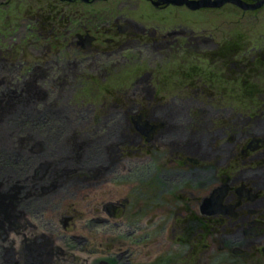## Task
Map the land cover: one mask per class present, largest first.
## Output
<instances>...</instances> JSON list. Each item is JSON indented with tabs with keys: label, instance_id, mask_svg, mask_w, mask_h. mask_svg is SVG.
<instances>
[{
	"label": "flooded vegetation",
	"instance_id": "1",
	"mask_svg": "<svg viewBox=\"0 0 264 264\" xmlns=\"http://www.w3.org/2000/svg\"><path fill=\"white\" fill-rule=\"evenodd\" d=\"M238 1L18 0L5 66L41 51L55 98H84L23 129L46 154L17 149L0 264H264V0ZM94 73L116 84L85 89Z\"/></svg>",
	"mask_w": 264,
	"mask_h": 264
},
{
	"label": "rangeland",
	"instance_id": "2",
	"mask_svg": "<svg viewBox=\"0 0 264 264\" xmlns=\"http://www.w3.org/2000/svg\"><path fill=\"white\" fill-rule=\"evenodd\" d=\"M7 1L5 0L6 3L3 4L4 0H0V47H3L2 49L6 50V46H9L8 45V38L11 35V38H12L11 40H14L13 41L14 45H13V47H11V49H17L18 52L17 51L15 52L13 50V52H15V53H13V52H10V53H13L12 55H18L19 57L21 56L23 58V57H25V53H23V51L20 49L21 47H18V45H17V42L21 41V39L19 38L20 39L19 40L17 37H15L16 32H19V31L17 29H15L14 31L13 30L8 31V29H3L5 24H2L4 19L8 20L7 15H9L11 13L13 15L15 14V12H16L15 10H17V9L14 7L15 6L18 7L17 4L20 1L18 2V0H14L12 2V4H11V2L7 3ZM25 5L26 4L23 1L20 2V6L23 8V11H25V8H26ZM18 9H19V7H18ZM9 11H11V12H9ZM233 26H234L233 23H228L227 25L224 26V28H222V31L223 30L224 31L225 30L232 31L231 29L233 28ZM239 26L237 29H240L241 31H243V34H246V36H247L249 34L251 28L250 29H248V28L243 29ZM222 31H220L219 33H222ZM251 32H252V29H251ZM27 35H29V34H27ZM252 38H254V37L252 36ZM27 41L28 40L26 38V40L22 43H25V45H26ZM44 54L45 53H43V52L41 53V51L34 52V54L32 52V53H30V56L28 57L29 62L27 65L16 66V67H13L10 64L5 66L4 62L2 61L3 56L0 55V98H1L0 99V129L3 130L1 133V136H0V150H1L0 156L3 155L5 157V156L14 155V154H16L15 156H18V155L22 154V153L18 154L16 152L17 149L18 150L20 149V147L22 148L21 150H25V151H26V148L31 150V147H33V152H34L35 158H39V161L41 162L42 160H41L39 155H41L42 151L44 150V146L41 144H43V141H45L46 139L44 138V136L40 135L42 133V131L38 132V130L36 131V129H33L32 131L30 130L29 131L30 133H29L27 131L28 128H30V126L33 122H35V124H42L44 122V120L46 121L48 118H51V119H49V121L47 120V123L51 124L53 122H57L58 121L57 117H60V115H56L54 113L48 115L46 113L48 110L51 111V109H53L54 111H58V109L62 106V103H65L67 105H70V103H72V102L75 103V101H78L79 103H81L82 99L84 98L83 96L82 97L81 96H79V97H73L72 96L71 98L70 97H67V98L61 97V99L55 98V95L51 91H54V89H58L61 92L62 90H60V89H63V91H64V89H66L68 87L65 88L64 87L65 83H63V82H61V80H59V75L62 73V69L60 68V65L56 66V67H54V65H49L47 67L43 66L44 65L43 63H46L49 60L48 57H44ZM9 56H11V54ZM34 64H36V65L39 64L40 66L36 67ZM241 64H244V63H242V61H241ZM30 67H32V68H30ZM51 71H52V74L50 75ZM88 71H91V70L88 69ZM29 72L35 73L36 77L31 76L29 74ZM241 72L236 71V74L241 73V74H239L240 76L243 74H246L244 71H241ZM45 73H47V74H45ZM57 74H59V75H57ZM11 76H13V77H11ZM19 76H22V78ZM106 78L107 79L101 78V75H97L94 73V75H92V77L90 79L87 77V79H89V80L84 78V81H82V82H84V84H85V87H84L85 89L87 88V86H89L90 88L98 87V88H94L95 92H103L104 91L103 86L104 87L114 86V84H116V81H117L115 78H110L107 76H106ZM41 81H43V82H41ZM95 82L97 84H99V86L94 84ZM60 83L63 84L64 86H62ZM101 86H102V88H100ZM233 89L234 90H240L237 87L233 88ZM54 92L56 93V91H54ZM105 92H108V91L105 90ZM98 95L95 94V95L91 96V99H87V100H89L88 102H93L94 98L95 99L97 98V100H98V98L101 99V98H103L102 96L104 94L102 95L100 93ZM236 99L237 98H235V100ZM15 100H16V102H14ZM94 101H96V100H94ZM221 101L226 102V101H228V99H225V100L221 99ZM242 101H244V100H242ZM221 106H224V104ZM4 111L6 112V114ZM41 111L44 113H40ZM2 114H4V116ZM43 114H45V115H43ZM68 115H71V114H68ZM72 121H73V117H72ZM20 128H21V130H20ZM23 129H27V130H23ZM19 130H20V132L17 133V131H19ZM62 131H64V129H62ZM19 134H20V136H19ZM22 135H24V136L22 137ZM34 138H36V139L34 140ZM37 141H38V143H37ZM2 149L6 150V151H4ZM13 151L16 153H14ZM35 152H37V153H35ZM67 153H63L62 155H65V157H66L68 154H71V152H69L68 154ZM71 155H73V154H71ZM3 159L9 161L6 158H3ZM34 166H36V165H34ZM5 180L6 179H3V178L0 179V188L6 184ZM12 180H14V179L11 178V181ZM15 181H16V178L13 182H11V184L9 186H11L12 184H15L16 183ZM8 192H10V191H8ZM4 194H6V191L0 190V195H1L0 201L2 198H4V196H3ZM7 202L11 203V200H8ZM5 214H7L8 218L13 217V214H12V212L9 211V209H8V211L2 212V213L0 212V216H1L0 219L3 220V222H5L7 224V221H5V218H6Z\"/></svg>",
	"mask_w": 264,
	"mask_h": 264
},
{
	"label": "bare ground",
	"instance_id": "3",
	"mask_svg": "<svg viewBox=\"0 0 264 264\" xmlns=\"http://www.w3.org/2000/svg\"><path fill=\"white\" fill-rule=\"evenodd\" d=\"M41 82H43V81H41ZM1 99V98H0ZM19 100V99H18ZM44 101V100H43ZM14 102H16V100L14 101ZM54 102V101H53ZM63 102V101H62ZM13 103V102H12ZM49 103V102H48ZM42 104V103H41ZM40 105V104H39ZM43 105V104H42ZM33 106V105H32ZM16 107V106H15ZM18 108V107H17ZM32 111V110H31ZM5 112V111H4ZM9 113V112H8ZM36 113V112H35ZM34 113V114H35ZM5 114H6V112H5ZM39 114V113H38ZM3 116H4V114H2ZM34 117V116H33ZM37 117V116H36ZM2 118V117H1ZM9 118V117H8ZM10 119V118H9ZM37 120V119H36ZM17 122V121H16ZM18 123V122H17ZM35 123V122H34ZM27 127V126H26ZM39 128V127H38ZM21 129V128H20ZM2 131L3 130H1L0 129V136H1V133H2ZM15 131V130H14ZM32 131V130H31ZM37 131V130H36ZM40 131V130H39ZM67 131H70V130H66V129H64V131H63V133L65 134V132L67 133ZM51 132V131H50ZM30 133V132H29ZM47 133V132H46ZM68 134V133H67ZM33 135V134H32ZM41 135V134H40ZM19 136H20V134H19ZM24 135H22V137H23ZM31 136V135H30ZM39 136V135H38ZM54 136V135H53ZM37 137V136H36ZM25 138V137H24ZM41 138V137H40ZM7 139V138H6ZM36 138H34V140H35ZM43 139V138H42ZM62 139L63 138H60L59 139V141L58 142H56V145H59V147H61L60 145H61V143H60V141H62ZM39 140V139H38ZM52 140V139H51ZM47 141V140H46ZM16 142V141H15ZM22 142V141H21ZM24 142V141H23ZM31 142V141H30ZM25 143V142H24ZM37 143H38V141H37ZM30 144V143H29ZM46 144V143H45ZM19 145V144H18ZM25 145V144H24ZM31 145V144H30ZM41 145H43V144H41ZM52 145H53V143H52ZM29 146V145H28ZM33 146V145H32ZM43 146H45V145H43ZM54 146V145H53ZM14 148V147H13ZM21 148V147H20ZM26 148V147H25ZM24 148V149H25ZM51 148V147H50ZM53 149V148H52ZM2 150H4V149H2ZM29 150V153H28V155L31 157V159L29 160L31 163H34L35 161V156H34V152H33V147H31V150L30 149H28ZM1 151V150H0ZM4 151H6V150H4ZM23 151V150H22ZM25 151V150H24ZM14 152V151H13ZM59 152V151H58ZM14 153H16V152H14ZM17 153H18V151H17ZM21 153V152H20ZM23 153V152H22ZM27 153V152H26ZM35 153H37V152H35ZM19 154V153H18ZM43 155H45L46 154V151H44L43 153H42ZM41 154V155H42ZM49 154V153H48ZM16 154H14V155H10V156H0V177L1 178H3V179H6L5 181H6V184L3 186V187H1L0 188V190H4V191H7L8 190V188H9V185L11 184V182H13L14 180H15V177H18L19 176V174H21V173H25V171H22V172H20L21 171V169H22V166H19V164H21L22 162H21V160H23L22 158H25L26 156L24 155V154H21V155H18V156H15ZM36 155V154H35ZM40 156V155H39ZM38 156V157H39ZM6 158V159H8L9 161H7V160H5V159H3V158ZM39 159V158H38ZM23 162H24V160H23ZM35 164V163H34ZM32 165V164H31ZM9 166V167H8ZM27 168V167H26ZM39 170H42V169H39ZM38 170V171H39ZM5 174V175H4ZM22 175V174H21ZM23 176V175H22ZM0 178V179H1ZM11 178L12 179H14V180H12L11 181ZM18 181V180H17ZM6 221V220H5ZM1 224V223H0ZM6 224V223H5Z\"/></svg>",
	"mask_w": 264,
	"mask_h": 264
},
{
	"label": "water",
	"instance_id": "4",
	"mask_svg": "<svg viewBox=\"0 0 264 264\" xmlns=\"http://www.w3.org/2000/svg\"><path fill=\"white\" fill-rule=\"evenodd\" d=\"M174 2L178 3L179 5L186 4L192 10H196V9L206 8V7H216V8L221 7L227 4V2L238 4L239 1L238 0H195V1L194 0H184L183 2H180V0H174ZM36 172H37V176L35 179L40 180L41 178H43V174H44L43 169L36 171ZM17 193H18V189L16 185L12 184L11 186H9L8 190L6 191V194L3 195L4 198H2L0 201V212L1 213L8 211V209L10 212H12L11 210H13V208L16 207L15 199L17 197ZM8 200H11V203H8L7 202ZM5 216L7 217V214H5Z\"/></svg>",
	"mask_w": 264,
	"mask_h": 264
}]
</instances>
